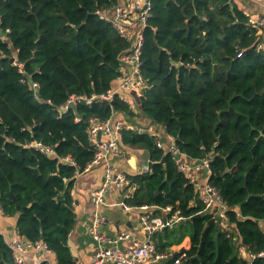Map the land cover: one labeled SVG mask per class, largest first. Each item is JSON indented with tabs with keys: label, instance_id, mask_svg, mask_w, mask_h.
<instances>
[{
	"label": "trees",
	"instance_id": "16d2710c",
	"mask_svg": "<svg viewBox=\"0 0 264 264\" xmlns=\"http://www.w3.org/2000/svg\"><path fill=\"white\" fill-rule=\"evenodd\" d=\"M121 1L0 0L3 213L18 218L17 231L26 240L43 241L58 264H76L69 246L77 223L72 190L95 157L89 121L120 112L136 127L122 131L123 147L143 150L150 159L148 173L127 175L134 191L125 203L154 207L155 216L171 207L186 219L203 209L195 184L158 147L159 138L139 131L147 128L142 117L162 127L189 158L210 159L208 183L228 207L226 228L209 225L211 217L204 215L155 234L158 253L171 255L166 262L264 264L253 259L264 251V52L257 49L258 30L234 0H152L141 55L148 88L137 112L118 97L61 112L71 97L100 96L117 83L129 43L97 11H111ZM187 237L191 248L172 253ZM0 264H17L1 233Z\"/></svg>",
	"mask_w": 264,
	"mask_h": 264
},
{
	"label": "built area",
	"instance_id": "2783aa9c",
	"mask_svg": "<svg viewBox=\"0 0 264 264\" xmlns=\"http://www.w3.org/2000/svg\"><path fill=\"white\" fill-rule=\"evenodd\" d=\"M152 10V0H122L111 11H97L99 18L111 24L118 36L129 43V48L120 57V76L117 79V85L106 94L100 96L94 95L91 98L73 96L60 108L61 112H68L72 106L79 103L88 105H91L94 101L111 103L115 97L129 105L131 110L137 111L138 101L148 88L141 71V55L144 47L145 32L149 27V20L152 18ZM250 23L258 30L261 38L257 49L264 52V19H250ZM33 87L38 88V85L34 84ZM89 123V137L96 152L93 161L87 169L100 165L105 168L104 181L92 194L96 210L89 227V236L95 242L91 264H152L167 259L165 255L158 253L152 236L166 229H172L187 220L179 211L173 213L171 207L162 209V217H155L152 215V212L156 209L154 207L143 206L134 208L127 203H121V206L127 211H143L140 216V226L145 235H148L145 241L136 240L131 242L130 239L132 237L128 233L121 234L118 238H112L103 232L105 221L100 209L102 206L107 205L105 199L108 193L113 188H116L124 194L127 192V199L132 195L130 191L134 190L128 176L125 173L118 172L114 162L123 155L122 131L125 128L135 129L136 127L129 123L125 113L120 112H114L105 121L91 119ZM139 131L148 132L159 137L152 128L147 129V131L139 129ZM169 139L171 144L168 147H165L160 140L158 147L171 153L179 171L184 174L186 179L195 184L199 200L203 205V209L196 215L210 216L211 220H214L220 228H226L228 207L223 202L219 192L208 183L210 159L207 158L201 161L191 159L177 149L172 137L169 136ZM32 147L45 154L52 155L53 153L49 147L42 143L34 142ZM205 170L209 172V176L207 182L203 183L199 180V176ZM149 171L150 169H146L144 173ZM0 213H2L1 207ZM8 245L17 264H26V257L31 252L42 255L52 254V251L43 241L30 242L19 233ZM255 258L264 259V251L257 257H253V259ZM181 259L182 257L176 260L174 264H181ZM43 262L50 264L49 261Z\"/></svg>",
	"mask_w": 264,
	"mask_h": 264
},
{
	"label": "crops",
	"instance_id": "0c3cea01",
	"mask_svg": "<svg viewBox=\"0 0 264 264\" xmlns=\"http://www.w3.org/2000/svg\"><path fill=\"white\" fill-rule=\"evenodd\" d=\"M234 1L237 3L239 8L250 17V19H264V0ZM116 85L117 83L114 88ZM142 120H144L145 124H147V128H143L144 130L152 128L154 132L159 135L158 138L162 144L165 145V147H168L169 144H171L169 136L165 133V130L162 127L155 125L152 126V124L148 123V121L142 117L139 119V122ZM114 165L118 172L125 173L126 175H138L144 173L146 169H150V159L148 153L143 150L123 147V155L115 160ZM104 169L103 165L86 169L83 174L77 175L76 183L72 190L77 223L70 236L69 246L76 264H91L93 260L92 253L95 242L89 236V227L96 208L93 202L92 194L102 185L104 181ZM208 176L209 172L205 170L199 176V180L203 183L205 181L207 182ZM133 191L131 190L130 193H133ZM127 194V192L124 194L116 188H113L108 193L105 199L107 205L102 206L100 209L105 221L103 232L112 238H118L121 234L128 233L132 237V239H130L131 242L136 240L145 241L148 238V235H145L140 226V216L143 214V211H127L121 206V203H125ZM152 215L155 216L154 211L152 212ZM162 216L163 214L158 217ZM17 219V217L6 216L3 211L0 213V233L5 237L7 243L11 242L18 234L16 227ZM190 248L191 239L190 237H187L180 245L173 246L171 250L172 253L179 254L183 250H189ZM241 254L243 256H247L245 249H241ZM165 256L168 259L171 255L165 254ZM167 259L154 262L152 264H168V262H166ZM43 261H49L50 264H58L54 253L50 255H42L35 252H31L27 255L25 263L41 264Z\"/></svg>",
	"mask_w": 264,
	"mask_h": 264
},
{
	"label": "water",
	"instance_id": "95a60500",
	"mask_svg": "<svg viewBox=\"0 0 264 264\" xmlns=\"http://www.w3.org/2000/svg\"><path fill=\"white\" fill-rule=\"evenodd\" d=\"M14 61H15V59H12V63H14ZM19 209H20V207H18ZM202 216H200V215H196V216H193V217H191V218H188L186 221H193V220H195V219H198V218H201ZM212 224H215V221L214 220H211L210 222H209V225H212ZM217 229L219 230L220 229V227L217 225Z\"/></svg>",
	"mask_w": 264,
	"mask_h": 264
}]
</instances>
